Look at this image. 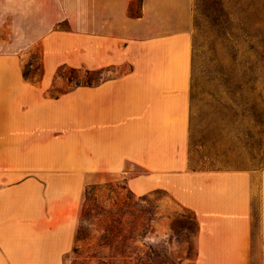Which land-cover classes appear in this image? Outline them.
<instances>
[{"label":"crops","instance_id":"crops-1","mask_svg":"<svg viewBox=\"0 0 264 264\" xmlns=\"http://www.w3.org/2000/svg\"><path fill=\"white\" fill-rule=\"evenodd\" d=\"M193 5L0 0V264H63L76 224L58 215L60 174L134 169L142 190L166 189L190 213L196 264H264V168L190 160ZM34 47L32 83L22 64ZM60 66L102 77L53 98Z\"/></svg>","mask_w":264,"mask_h":264},{"label":"rangeland","instance_id":"rangeland-1","mask_svg":"<svg viewBox=\"0 0 264 264\" xmlns=\"http://www.w3.org/2000/svg\"><path fill=\"white\" fill-rule=\"evenodd\" d=\"M201 1L193 0L198 28H193L190 160L196 168L262 169L264 136L257 134L259 128L254 125L248 111L249 105L244 104L251 97L245 94L240 97L224 89V80L231 86L239 81V76L222 77L213 72L214 65L210 63L208 53L209 29L200 15ZM251 1L225 0V7L230 13L236 14L237 22L264 31V0H255L253 5ZM61 26L66 27L64 24ZM223 61L228 64L226 56ZM42 71L38 47L26 51L23 54V75L35 83L41 79ZM101 77L99 71L60 66L56 68L50 81L48 95L56 98L79 87L96 85ZM259 86L264 98V77ZM64 154L66 159H70V152L65 151ZM69 163L71 165L68 170L74 162ZM142 173L143 171L134 169L123 175L62 173L58 176V215L60 218H73L76 224L75 244L64 256L63 264H87L83 258L89 253L88 241L91 245L97 243L103 234V228L109 226L111 220L119 223L118 251L128 253L131 243L129 240L124 241V237L131 236L132 231V235L136 237L141 226L148 222L149 232L145 237H137L138 241L132 244V251L136 255L143 259L145 254L150 255L153 259L151 264H196L192 240L195 225L190 213L174 207L166 189L142 190L138 185V180L143 178ZM90 186H97L91 196L94 210L90 212L87 222L81 224L85 190ZM80 225L87 237L86 241L77 240ZM75 247L79 249L77 255L73 252ZM96 251L97 255L104 254L100 249L96 248ZM147 263L150 264V261Z\"/></svg>","mask_w":264,"mask_h":264},{"label":"trees","instance_id":"trees-1","mask_svg":"<svg viewBox=\"0 0 264 264\" xmlns=\"http://www.w3.org/2000/svg\"><path fill=\"white\" fill-rule=\"evenodd\" d=\"M253 1L255 0L251 1V5H253ZM199 8L200 15L209 29L210 47L208 53L210 54L209 61L214 65L213 72L222 77L226 75L239 76V81L234 82L231 86L227 84V80H224L223 87L231 94H237L240 97L245 94L251 97L244 104L249 105L248 111L254 125L259 128L257 134L264 136V98L260 94L259 86L261 78L264 77V31L237 22L236 14L230 13L226 9L225 0H202ZM262 10L264 11V1ZM195 11L194 5L193 12L195 13ZM132 13L130 7L129 14L133 15ZM193 26L198 28L195 16ZM224 56L227 57L228 64H224ZM96 188L97 186H90L85 190L81 224L87 222L90 212L94 210L91 196ZM118 224L116 220H111L109 226L103 228V234L97 243L91 245L88 241L87 250L89 253L83 258V261L86 260L87 264H149L147 261H150L151 264L153 259L150 255L145 254L143 256L145 259H143L132 251V244L138 241L137 237H145L149 232L148 222L143 227L141 226L142 229L139 234H136V237L132 235L134 231L129 232L131 236L124 237V241L129 240L131 243L128 253L118 251ZM77 237V240L80 241L87 240L81 225L77 230ZM96 248L102 250L104 254L97 255ZM78 250L75 247L74 254L77 255Z\"/></svg>","mask_w":264,"mask_h":264}]
</instances>
